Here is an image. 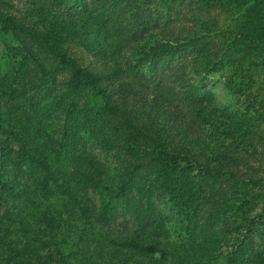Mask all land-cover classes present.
<instances>
[{
	"label": "trees",
	"instance_id": "1",
	"mask_svg": "<svg viewBox=\"0 0 264 264\" xmlns=\"http://www.w3.org/2000/svg\"><path fill=\"white\" fill-rule=\"evenodd\" d=\"M0 264H264V0H0Z\"/></svg>",
	"mask_w": 264,
	"mask_h": 264
},
{
	"label": "rangeland",
	"instance_id": "2",
	"mask_svg": "<svg viewBox=\"0 0 264 264\" xmlns=\"http://www.w3.org/2000/svg\"><path fill=\"white\" fill-rule=\"evenodd\" d=\"M194 78L197 77V75H193ZM204 89H207L209 91L215 90L217 92V95L215 97V103L218 104H230V101L226 97L225 90L221 85L218 84H212L208 85L206 84ZM61 121L58 118H54L50 120V126L47 129V132L51 134L54 138H57L59 136V128H60ZM87 150L90 154L95 156L96 159L104 162L107 164V166L111 169L112 173H115L114 170L118 168L119 162L118 160L114 157L112 152H109L103 148H100L97 144H87ZM92 199L98 204L100 201L101 195L97 192H90ZM156 206L161 208L162 210H165L166 212H169L168 207L166 206L165 202L160 199H156ZM124 223H126L129 227L134 225V221L131 218L129 214H124V215H117L113 219V224L121 227Z\"/></svg>",
	"mask_w": 264,
	"mask_h": 264
}]
</instances>
